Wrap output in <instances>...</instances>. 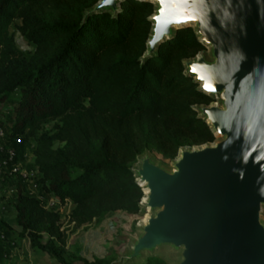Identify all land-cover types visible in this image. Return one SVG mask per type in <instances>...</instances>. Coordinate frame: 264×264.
<instances>
[{
    "label": "trees",
    "instance_id": "trees-1",
    "mask_svg": "<svg viewBox=\"0 0 264 264\" xmlns=\"http://www.w3.org/2000/svg\"><path fill=\"white\" fill-rule=\"evenodd\" d=\"M97 1L0 0V101L13 102L8 140L20 153L34 144L41 192L72 202L75 227L112 211H140L144 193L132 167L146 150L165 162L182 146L215 139L194 109L213 98L184 73V59L206 49L194 29L177 30L143 62L153 3L124 0L115 16L84 19ZM11 27L33 52L18 46ZM12 205L33 247L73 264L59 212L22 190Z\"/></svg>",
    "mask_w": 264,
    "mask_h": 264
},
{
    "label": "water",
    "instance_id": "water-1",
    "mask_svg": "<svg viewBox=\"0 0 264 264\" xmlns=\"http://www.w3.org/2000/svg\"><path fill=\"white\" fill-rule=\"evenodd\" d=\"M123 1L98 0L84 19L115 16ZM143 1L154 5L143 62L181 28L208 48L183 65L213 98L194 109L215 139L182 146L170 165L150 150L137 157L146 219L120 260L167 252L172 264H264V0Z\"/></svg>",
    "mask_w": 264,
    "mask_h": 264
},
{
    "label": "rangeland",
    "instance_id": "rangeland-1",
    "mask_svg": "<svg viewBox=\"0 0 264 264\" xmlns=\"http://www.w3.org/2000/svg\"><path fill=\"white\" fill-rule=\"evenodd\" d=\"M11 31L15 34L16 42L20 48L25 52L34 51L35 46L28 42L18 30L11 27ZM12 103L0 101V115L3 116L0 122L1 128L7 129L12 124ZM53 125L54 122H47L44 129L50 130ZM31 145L25 146L28 156H32V146L34 145ZM156 157L159 159V156ZM164 163L170 165L171 161ZM62 208L63 211H60L61 230L67 234V241L63 245L67 262L84 264V260L101 258L110 264H172L167 252L145 254L142 260L130 263L120 260L128 251L132 236L137 233V225L143 218L140 211L134 214L122 210L112 211L102 220H95L87 225L75 227L69 218L73 204H64ZM145 219L146 217L142 220ZM0 230L2 231L0 235V264H63L47 252L33 247L30 237L22 235L21 227L16 222V211L2 188H0ZM47 238L48 235H43V241H46Z\"/></svg>",
    "mask_w": 264,
    "mask_h": 264
},
{
    "label": "built area",
    "instance_id": "built-area-1",
    "mask_svg": "<svg viewBox=\"0 0 264 264\" xmlns=\"http://www.w3.org/2000/svg\"><path fill=\"white\" fill-rule=\"evenodd\" d=\"M22 141V137L16 138V144ZM34 159L33 152L32 156H28L25 149L20 153L17 145L9 142L7 130L0 127V188L2 191L13 202L22 190L24 194L40 199L46 208L60 213L63 211L64 204H72V202L68 199L60 201L49 193L45 195L41 192L40 171L34 164ZM69 218L71 220V213H69ZM1 233L0 230V235Z\"/></svg>",
    "mask_w": 264,
    "mask_h": 264
},
{
    "label": "snow or ice",
    "instance_id": "snow-or-ice-1",
    "mask_svg": "<svg viewBox=\"0 0 264 264\" xmlns=\"http://www.w3.org/2000/svg\"><path fill=\"white\" fill-rule=\"evenodd\" d=\"M163 2H164V0H161V3H162V4H163ZM162 11H163V9H162ZM157 20H159V17H157ZM192 71H193V72H197L198 70H197L196 67H193V68H192ZM200 79L203 80L204 77H203V76H200ZM204 86H205V88H206L207 90H214V89L211 88V86H210L209 84H207V83H206Z\"/></svg>",
    "mask_w": 264,
    "mask_h": 264
}]
</instances>
